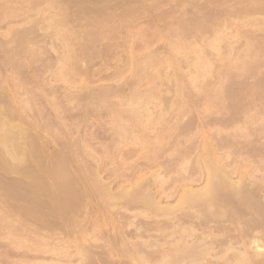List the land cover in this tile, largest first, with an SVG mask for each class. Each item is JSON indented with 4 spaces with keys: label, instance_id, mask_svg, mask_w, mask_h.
Here are the masks:
<instances>
[{
    "label": "rangeland",
    "instance_id": "obj_1",
    "mask_svg": "<svg viewBox=\"0 0 264 264\" xmlns=\"http://www.w3.org/2000/svg\"><path fill=\"white\" fill-rule=\"evenodd\" d=\"M263 4L264 0H219V2L218 0H0V133H4L9 128V130H11L12 132V134H10L11 138L8 137L9 140H7L9 145H11L12 147L10 148V146L7 145L8 143H5L4 146L0 145V148L4 151L3 152L0 149V154L2 155V158L0 156V264H3V261L5 262L7 260L11 262L9 264H18L20 262L23 263L24 261H27L26 263L30 261L29 263L31 264L33 263L32 260L34 257H36V255L41 256L40 254L42 253L44 255V251L46 252V248L50 249L53 244L56 245H53L51 249H53L54 246V249H58L61 246V249H64L63 245H67V249L66 246L65 249L66 251L68 250V252L70 250L71 254L69 256H66L70 259L72 255V259L70 260L67 257L65 258V255L64 257H59L63 256L62 254H67L65 249V252H62L59 248L58 251L61 252L58 254V257L60 259L55 256L57 258V261L60 260L58 262L59 264H64L67 260L69 262H66L65 264H77L76 262L80 260L78 259V255H74L77 254L75 253L77 250L75 252L74 250L76 248L75 246L79 244L77 242H81L80 244H84L82 243L83 241H81V238H83L82 235L84 236L85 234V239L87 236V238H89V241H93L92 239H96L97 242L95 240L94 243L100 245L98 243L102 241V237L104 236V234H108L105 236H108L107 238H103V242L106 245L105 240H111L113 237H109V233L106 232H110V235H113V233H116L118 227L123 228L125 232H129L130 230L133 231V228L135 226H139V218L134 217L133 215L138 211L137 208L133 207L131 209H126L125 211H123L124 213H121V215L119 216L120 213L118 214L114 209L113 211L110 208L108 209L107 206H103L105 204H103V199H101L100 196L99 198L101 199V202L97 201V204H94L96 202L94 200L95 202L92 201L94 203L91 204V207H88L91 208V212L89 211L90 209L86 211L85 208L81 207L80 202H76L72 205L74 206L77 204L81 208H83L81 210V208L79 207L78 211L80 210V212H76V214L72 213V211V214H70V210L68 211L69 215L71 216L75 214V218H72L76 222H74L72 218L68 217L69 215H65V221H63V218V220H61L60 218H56V216H53L54 214L52 211H54V208H52V210L50 208L53 207L54 202L57 203V200H54L53 198L52 199L54 200V202L53 200H48L51 197L48 198V196H42V198L38 197L35 200L27 199L28 196L26 197L25 193L27 188L25 186L28 187L32 180H39L37 179L38 174L36 175L37 177H33L34 179L28 180L27 176H29V179L31 178V175H28V172L31 173L32 171V174H36L33 173L35 171L38 172L40 176H43L45 174V171L44 173H42L43 171L39 172L38 169L46 166L47 164L49 165V167L47 165L45 167L46 170L50 169L52 171L55 168V172L60 173H58L59 176L63 171H59L60 169L66 170V174L63 173L65 176H63L62 182L63 180L65 182L68 181L67 183L69 185H71L72 187H76L77 193L79 194L81 192H79L80 189L78 187H80L79 185L81 181L78 185L77 183L79 181L77 180H80V178L84 175L81 171L82 168L80 170L78 169L79 171H81V174H76L78 165H81L80 167H85L83 168L84 170H86L87 166L91 170L96 169L97 175H99V177L101 176L100 178L104 182H109L111 180L112 184L110 183V190L116 191L117 189L120 190L121 188H130L128 186H131V184V187H133V185H136V183H138L139 181V174H143L144 172L145 176L149 175L151 170L154 171L157 168V165L155 164H157L158 161V163L162 162L165 156L171 153L169 151H172V149L181 147L182 144L187 145L189 143H193L194 146H196V144H199L198 149L202 148L203 141H200L204 140V138L207 137L204 140L205 144L206 139L209 140L212 138L211 140L214 144L211 141L208 142H211L213 145H216V142L219 140V145L217 144L219 148L218 153L221 152V154L223 153L224 155L227 151L232 152L230 157L226 160L227 162L233 161L231 162L235 171L234 174H232L233 180H237L239 178V175L243 174H247L248 176L252 174V176L256 177L258 173V177H256V179H253L257 181V178L260 177V173L262 174V171H264L260 168L264 165ZM129 9L130 11H128ZM195 18L196 20H194ZM197 20H201L200 22L202 23ZM199 26H201V28ZM99 27L101 29H99ZM91 29L93 30V32ZM97 29H99L100 31L98 30V32ZM89 32H92L95 37L92 35V33ZM100 32L102 34L104 33V36ZM31 33H33L34 35ZM99 33L101 34L100 36ZM94 38H96L97 40H93ZM87 39H89V43ZM213 39H215V41H213ZM216 39L218 41H216ZM98 41H100L101 45ZM210 42H212V45L213 43L218 44L219 47L216 45L218 47L217 49L212 48L213 46H210ZM194 43L195 45L197 44L196 47L198 48L194 47ZM172 44L178 47H175ZM193 48H195L196 51ZM175 52H179V54ZM129 53H132L133 55H130ZM173 55L175 56L173 57ZM202 55L204 56L203 59L201 58ZM214 55L215 58L213 57ZM184 56H186L185 59L183 58ZM205 61H209V63L207 62L206 66L204 67L203 65H205ZM121 66L122 68H120ZM116 67V70L118 72L115 70ZM143 67L144 70H142ZM96 68H98L99 72H97L98 70ZM110 68H112V70ZM205 68L210 71L206 72ZM94 69L97 73L94 71ZM112 71L114 74L112 73ZM117 73H119L120 75ZM116 89L119 91H117ZM148 93L150 94L147 95ZM142 94H145V96H143ZM138 96H142L144 99L139 98ZM137 98L138 101L140 100V103H142L141 106L139 105L140 109H142V112L140 111L142 116H138V114H136V117L139 121L134 117L135 112L133 111L135 109L132 108V106L135 107L134 102H137ZM130 102H133L134 105ZM142 105L144 106V108H142ZM129 109L131 111L133 110V114H130L132 112ZM124 116L127 117L125 118ZM145 118L147 120H145ZM145 122L146 124H144ZM174 122H176V124ZM164 126L166 127L165 129L163 128ZM4 129L6 130L3 131ZM235 129H237L238 131H236ZM260 129L262 130L259 131ZM162 130H164L165 132ZM183 131L185 132V134ZM226 131L228 132L226 133ZM150 132L152 135L150 134ZM187 132L190 134H188ZM16 133L19 134L17 135ZM131 133H133L134 135ZM144 133L147 135V138H145L146 135ZM154 133L155 135L153 136ZM157 134L160 138L156 136ZM213 134L215 135L213 136ZM13 135H15L16 137H13ZM253 135H255L254 138ZM151 136L153 139L151 138ZM155 136L158 138V140H162L161 142H163V139L166 137L165 141L167 143L168 140L169 143H174L179 140L182 144L180 143L176 146L173 145V148L171 146V149H168L169 151L166 150V152H163L161 154L158 146H162L164 143V145L166 146L167 144L165 141L163 143L160 142L162 145L159 144V141L157 140V138H155ZM29 137H32L31 139H33L34 141L30 140ZM143 137L147 142L144 141ZM115 138L117 139L116 141ZM1 139L2 138L0 137V143L4 144L3 140ZM171 139H174L176 141H172ZM187 139H189L188 142H186ZM214 139L215 142L213 141ZM11 140L14 142L11 143ZM35 140L37 141L35 142ZM142 142L145 143L143 145L144 150L141 146ZM148 142L151 144L150 146ZM33 143L37 144L34 145ZM31 145H33L34 147H32ZM37 145L40 146L36 148ZM139 145L141 146V148ZM145 146H148V149L144 148ZM168 146L169 144L166 147ZM3 147H5L6 149H4ZM13 147L14 149L11 150ZM30 147L31 150H29ZM154 147H157L156 149L158 150H156ZM227 147L230 148L228 149ZM42 149L46 150V152ZM84 149L85 151H83ZM18 150H21V152L19 151L21 153L20 158L23 157L22 159L24 161L22 159V161L11 160V156H9V154H11L13 151L16 154ZM200 150L197 151V149H195L193 152H191L190 157H194L195 152L197 155L201 154L203 151L201 152ZM22 151L25 153V155ZM75 151H78L80 153L77 155L75 154ZM130 151L132 152L130 153ZM234 151L236 152V154ZM20 153L16 154L17 157ZM26 153L28 154L26 155ZM45 153L47 154L45 155ZM33 155L35 158L32 157ZM137 155L140 156V158ZM142 155H146V159L150 157V162L146 161L144 159L145 157H143ZM50 156H52L51 159L49 158ZM230 158L233 160H231ZM5 159H8V163ZM35 159H37L38 161ZM42 159L43 161H41ZM152 159H154L155 161H153ZM51 160L53 162L55 160V162L59 161V164L55 166L57 163L54 162V165L53 163H51ZM74 160L76 161V163ZM119 160L123 162L121 163ZM226 160L222 159V162H226ZM17 161L21 162V165ZM142 161L143 163L144 161L148 162L147 165L141 163ZM15 162L20 165L19 167L21 169H17L18 171L11 170L10 167H8V164L11 163L14 165ZM42 162L44 163V166H42ZM63 162L65 163L63 164ZM153 162L156 163L154 164ZM234 162H237L236 165L238 166H236ZM18 164L15 165L18 166ZM30 164L31 166H29ZM76 164L77 168L75 167ZM114 164L117 165L115 166ZM40 165L41 167L39 168ZM61 165L62 168H60ZM64 165L66 167H63ZM3 166H7L8 169L7 167ZM251 166L254 167L250 168ZM45 168H41V170H45ZM107 168L108 172L106 171ZM236 168L237 170H235ZM4 169L7 171H5ZM74 169L76 170L75 174L77 176L80 177L81 175L79 179H77L78 177L75 178V174H72L74 173L72 171ZM10 171H12V173H10ZM14 171H20V173L18 174ZM67 172L70 173L67 175ZM52 173L48 172L50 176H52ZM115 173H117V176ZM48 174H45L46 179L49 181L47 182V184L50 183L51 180H54V178L56 177L55 176L54 178H49ZM45 177H41L42 181L45 179ZM15 178L16 180H14ZM64 178L67 180H65ZM91 178L89 180H91ZM18 179L19 181L17 182ZM46 179L45 183L44 181L42 182L44 183V185L46 184ZM18 183L20 186L18 185ZM52 184L53 183H51L50 186ZM194 184L193 186L195 187ZM201 184L202 182L196 184V186L200 187ZM16 185H18V187ZM47 187L49 186L47 185ZM21 188L24 189L25 192H23V190L20 191ZM21 192H23L24 194ZM96 195L98 197L97 193ZM174 196H176V194H174ZM19 197L22 199H20ZM39 198L40 200H38ZM99 198H97V200ZM159 199L163 200V205L169 203L170 201V205H173V203H175L173 202L175 197L174 199L171 197L169 199L166 198V200L159 197ZM174 201H176V199ZM98 203H102V205H98ZM93 204L95 206L92 207ZM56 205L57 204H55L54 207ZM32 208H34L35 211ZM77 208H75V211H77ZM83 210L85 211L82 214L81 211L83 212ZM31 211L34 213L30 214L29 212ZM111 211H113L112 215L110 213ZM85 212L87 214H85ZM16 213L18 214L16 215ZM42 213L45 214L43 215ZM47 214H49L50 216L48 215V217ZM79 214L81 216H79ZM76 216L79 218H77ZM48 218H53V220L51 219V221H46V219L50 220ZM32 219H34L35 221H33ZM59 219L61 221H59ZM70 219L73 222H71ZM80 219L82 220V222L86 221L88 225H84H87V228H91L90 226H92L91 233L94 232L93 234L97 233H95V230L93 229L100 228L101 224L102 228L100 229L107 231H105L104 234L103 230V232H101L102 234L97 233L100 234V236L96 234L97 238L96 235H89L90 230H88L86 227L85 229H87L89 232H87V230H83V228L79 229L83 226L81 225V227H79V224L82 223L78 221ZM44 220L46 221V223H43ZM67 220H69V224L67 223ZM92 220L95 222V224ZM52 221L55 222L53 224L54 226L50 225ZM89 222L92 223H90V226ZM25 223L28 226L25 225ZM47 223L50 224L48 225ZM130 223H133V226H130ZM74 224H76V227L74 226ZM97 224L99 227L96 226ZM59 225H61L62 228H60ZM70 225L72 228L70 227ZM94 225L96 226L95 228H93ZM23 226H27L28 228H23ZM41 226H43V228L44 226L46 227L43 229ZM48 226L51 228L50 230L59 229L57 231L60 234L59 236L56 235L59 240H57L56 237L53 238L54 241L49 237H45L47 239L43 238L44 240H39L40 237L38 235V237L35 234L32 235L33 232L31 230H38V228H42V230H44L39 231L42 232V235H44L43 233L48 230ZM17 227L18 229H16ZM21 227L23 229H28V231H30L32 234L25 230H23L22 232ZM115 228L116 231L114 232ZM123 229L121 231L124 232ZM62 230H66L65 234L62 233ZM148 230V234L151 237H154L157 233V230L155 228H148ZM18 231H21L20 239H14L15 237L19 238L18 234L20 233ZM67 231L70 232L67 233ZM71 231H73L74 234ZM75 231L76 233L79 232L78 235L80 234L81 236H76ZM125 232L124 238H127L126 240H131L132 243H134L136 240L139 241V235L135 234V236L133 235V237L132 235H130V233H128L127 235V232ZM46 233H48V231ZM69 233H71L73 236ZM21 236H23V238ZM68 237L72 242L68 240ZM146 238L144 236L141 239L144 240ZM61 239H63V242L61 241ZM73 239L77 244L73 242ZM20 240H22L24 246L20 244ZM64 240L68 241V243H71L72 245L70 244V246L67 242H64ZM86 242H88V239ZM103 242H101V244H104ZM41 243L42 245H46L47 247L45 246L46 248H44ZM61 243H63V245ZM57 244L61 245L57 246ZM69 246L72 248V250ZM235 246L237 247V245ZM31 249L35 251L36 249L45 250H43L42 253H39L40 251H42L40 250L38 251L39 254H36L31 251ZM49 249H47L48 253ZM252 250L253 249L250 250V253ZM58 251L55 250V252ZM32 253L35 254L33 255V257L32 255H30ZM46 253L44 255L45 258L43 255L41 256L43 258L40 257V260L44 259V261L42 260L41 262H45V259L47 257L53 260L56 259H54V257L51 258L52 256L49 255L51 254V252L49 254ZM54 255H56V253ZM115 257L117 258V255H115L114 257L112 255V258ZM10 258L14 262L11 261ZM48 258L46 260L51 262L52 260L50 261ZM63 258H65L66 260ZM207 258L211 257L209 256ZM19 259H22L23 261H20ZM36 259H34V262L36 261L34 264L38 263L37 260H39V257L37 260ZM62 260L63 262L60 263ZM208 260L209 263L207 264H215L214 257ZM218 261L219 260H216V264H221V262H224L222 261V259L219 262ZM250 262L251 261L246 264H250ZM6 263L8 264V262H5L4 264ZM252 263L253 262H251V264ZM260 264H264V258L262 263Z\"/></svg>",
    "mask_w": 264,
    "mask_h": 264
},
{
    "label": "bare ground",
    "instance_id": "obj_2",
    "mask_svg": "<svg viewBox=\"0 0 264 264\" xmlns=\"http://www.w3.org/2000/svg\"><path fill=\"white\" fill-rule=\"evenodd\" d=\"M5 1V0H4ZM99 1V0H98ZM106 1V0H105ZM124 1V0H123ZM221 1V0H220ZM224 1V0H223ZM83 2H85V1H83ZM90 2V1H89ZM218 2H219V0H218ZM229 2V1H228ZM59 3V2H58ZM115 3V2H114ZM178 3V2H177ZM92 4V3H91ZM196 4V3H195ZM260 4V3H259ZM74 5V4H73ZM99 5V4H98ZM102 5V4H101ZM106 5V4H105ZM232 5V4H231ZM258 5V4H257ZM264 5V4H263ZM79 6V5H78ZM104 6V5H103ZM230 6V5H229ZM84 7V6H83ZM260 7V6H259ZM127 8V7H126ZM263 8V7H262ZM93 9V8H92ZM81 10H82V8H81ZM90 10V9H89ZM88 11V10H87ZM128 11H130V9L128 10ZM103 12V11H102ZM127 12V11H126ZM82 13V12H81ZM93 13V12H92ZM106 13V12H105ZM109 13V12H108ZM182 13V12H181ZM69 14V13H68ZM67 14V15H68ZM91 14V13H90ZM203 15V14H202ZM93 16V15H92ZM194 16V15H193ZM101 17V16H100ZM113 17V16H112ZM195 17V16H194ZM201 17V16H200ZM206 17V16H205ZM94 18V17H93ZM97 18V17H96ZM99 18V17H98ZM103 18V17H102ZM111 18V17H110ZM114 18V17H113ZM188 18V17H187ZM191 18V17H190ZM189 18V19H190ZM197 18H198V16H197ZM202 18V17H201ZM98 20V19H97ZM96 20V21H97ZM194 20H196V18L194 19ZM208 20V19H207ZM207 20H205V21H207ZM68 21H70V20H68ZM105 21V20H104ZM197 21H199V20H197ZM201 21V20H200ZM199 21V22H200ZM203 21V20H202ZM209 21V20H208ZM95 22V21H94ZM101 22V21H100ZM103 22V21H102ZM196 22V21H195ZM194 22V23H195ZM204 22V21H203ZM96 23V22H95ZM98 23V22H97ZM113 23V22H112ZM189 23V22H188ZM200 23H202V22H200ZM97 25V24H96ZM204 25V24H203ZM62 26V25H61ZM111 26H112V24H111ZM114 26V25H113ZM197 26V25H196ZM206 26V25H205ZM185 27V26H184ZM198 27V26H197ZM200 28H201V26H199ZM111 28V27H110ZM180 28V27H179ZM62 29V28H61ZM94 29V28H93ZM99 29H101L100 27H99ZM99 29H97V31L99 30ZM113 29H114V27H113ZM181 29V28H180ZM185 29V28H184ZM183 29V30H184ZM92 30V29H91ZM96 30V29H95ZM189 30V29H188ZM190 30H191V28H190ZM198 30V29H197ZM202 30V29H201ZM100 31V30H99ZM98 31V32H99ZM194 31V30H193ZM261 31V30H260ZM92 32H93V30H92ZM92 32H89V33H92ZM180 32V31H179ZM263 32V31H262ZM95 33V32H94ZM101 33V32H100ZM99 33V36L102 34H100ZM105 33H108V32H105ZM218 33V32H217ZM31 34H33V33H31ZM96 34H98V33H96ZM115 34V33H114ZM201 34V33H200ZM264 34V33H263ZM262 34V35H263ZM34 35V34H33ZM91 35V34H90ZM92 35H93V33H92ZM103 36H104V33L102 34ZM180 35V34H179ZM190 35V34H189ZM202 35V34H201ZM219 35V34H218ZM223 35H224V33H223ZM261 35V36H262ZM47 36V35H46ZM87 36V35H86ZM89 36V35H88ZM94 36V35H93ZM118 36V35H117ZM116 36V37H117ZM217 36V35H216ZM44 37H45V35H44ZM48 37V36H47ZM85 37V36H84ZM90 37V36H89ZM95 37V36H94ZM97 37H98V35H97ZM110 37V36H109ZM181 37V36H180ZM179 37V38H180ZM263 37V36H262ZM34 38V37H33ZM108 38V37H107ZM115 38V37H114ZM201 38V37H200ZM220 38H222V37H220ZM34 39H36V38H34ZM39 39V38H38ZM45 39V38H44ZM47 39V38H46ZM84 39V38H83ZM86 39V38H85ZM96 38H94L93 40H95ZM199 39V38H198ZM224 39V38H223ZM37 40V39H36ZM43 40V39H42ZM89 39H87V41H88ZM92 40V41H93ZM97 40V39H96ZM134 40V39H133ZM194 40V39H193ZM84 41V40H83ZM91 41V40H90ZM115 41V40H114ZM175 41V40H174ZM213 41H215V39H213ZM216 41H218L217 39H216ZM33 42V41H32ZM41 42V41H40ZM99 42V44H100V41H98ZM117 42V41H116ZM182 42V41H181ZM220 42V41H219ZM218 42V43H219ZM31 43V42H30ZM36 43V42H35ZM84 43V42H83ZM88 43H89V41H88ZM105 43H107V42H105ZM212 42H210V44H211ZM39 44V43H38ZM47 44V43H46ZM69 44H71V43H69ZM101 45V44H100ZM103 45V44H102ZM110 45V44H109ZM173 46H175L174 44H172ZM194 45H195V43H194ZM197 45V44H196ZM196 45L194 46V47H196ZM218 46V44H214L213 43V45L211 44L210 46H213L212 48H218L217 46ZM39 46V45H38ZM104 46V45H103ZM115 46V45H114ZM260 46V45H259ZM106 47V46H105ZM175 47H178V46H175ZM232 47V46H231ZM250 47V46H249ZM196 48H198V47H196ZM195 51H196V49L195 48H193ZM203 49V48H202ZM114 50V49H113ZM117 50V49H116ZM175 50V49H174ZM230 50V49H229ZM116 52V51H115ZM201 52H203V51H201ZM175 53H178L179 54V52H175ZM215 53V52H214ZM219 53V52H218ZM217 53V54H218ZM119 54V53H118ZM130 55L132 54V53H129ZM133 55V54H132ZM177 55V54H176ZM215 55H216V53H215ZM215 55L213 56L214 58H215ZM129 56V55H128ZM175 55H173V57H174ZM217 56V55H216ZM154 57V56H153ZM185 57L186 56H184L183 58L185 59ZM203 55H202V59H203ZM180 58V57H179ZM207 58V57H206ZM112 60V59H111ZM104 61V60H103ZM125 61V60H124ZM122 62V61H121ZM209 63V61H205L204 63H205V65H203L204 67L206 66V63ZM116 63V62H115ZM115 63H113V64H115ZM146 63H148V62H146ZM145 63V64H146ZM208 65H210V64H208ZM103 66V65H102ZM117 66V65H116ZM115 67V66H114ZM125 67V66H124ZM120 68H122V66L120 67ZM119 68V69H120ZM207 68H208V66H207ZM97 70H98V68H96ZM111 70H112V68H110ZM117 69V67L115 68V70ZM142 69V68H141ZM206 69V68H205ZM105 70V69H104ZM114 70V69H113ZM142 70H144V67H143V69ZM94 71H95V69H94ZM102 71V70H101ZM107 71V70H106ZM117 71V70H116ZM120 71V70H119ZM141 71V70H140ZM209 72L210 70H208V69H206V72ZM91 72H92V70H91ZM96 72V71H95ZM97 72H99V70L97 71ZM96 72V73H97ZM103 72V71H102ZM118 72V71H117ZM120 72H122V71H120ZM112 73H113V71H112ZM123 73V72H122ZM138 73H139V71H138ZM137 73V74H138ZM89 74V73H88ZM100 74H102V73H100ZM114 74V73H113ZM117 74H119V73H117ZM116 74V75H117ZM141 74V73H140ZM120 75V74H119ZM206 75H207V73H206ZM106 76H108V75H106ZM105 77V76H104ZM113 77H114V75H113ZM119 77V76H118ZM156 77V76H155ZM157 77H158V75H157ZM191 78H193V77H191ZM127 79V78H126ZM84 80V79H83ZM125 80V79H124ZM156 80H159V79H156ZM82 81V80H81ZM197 81H199V80H197ZM123 82H125V81H123ZM196 82V81H195ZM128 83V82H127ZM198 83V82H197ZM85 84V83H84ZM126 84V83H125ZM160 84V83H159ZM83 85V84H82ZM87 85V84H86ZM119 85H121V84H119ZM131 85V84H130ZM161 85V84H160ZM198 85V84H197ZM80 86H81V84H80ZM135 86V85H134ZM195 86V85H194ZM88 87V86H87ZM107 87V86H106ZM128 87V86H127ZM86 88V87H85ZM111 88V87H110ZM124 88V87H123ZM115 89V88H114ZM125 89V88H124ZM152 89V88H151ZM117 90V89H116ZM117 91H119V90H117ZM151 91V90H150ZM153 91V90H152ZM122 92H123V90H122ZM133 92V91H132ZM119 93V92H118ZM153 93V92H152ZM137 94V93H136ZM150 93H148L147 95H149ZM116 95H117V93H116ZM127 95V94H126ZM143 95V94H142ZM152 95V94H151ZM143 96H145V94L143 95ZM96 97V96H95ZM139 98H143L142 96L140 97V96H138ZM152 97V96H151ZM98 98V97H97ZM121 98H123V97H121ZM130 99V98H129ZM144 99V98H143ZM148 99V98H147ZM101 100V99H100ZM102 101V100H101ZM123 101V100H122ZM132 101V100H131ZM134 101H135V99H134ZM137 102H134L135 103V107H133L132 106V108L133 109H135L133 112H135V115H134V117L136 118V120H138L137 119V117H136V114H138V116L139 115H141V113H140V111L142 110V109H140V106H141V104L142 103H140V100L138 101V98H137V100H136ZM145 101V100H144ZM147 101V100H146ZM100 102V101H99ZM128 103V102H127ZM130 103H132L133 104V102H130ZM128 105V104H127ZM134 105V104H133ZM140 105V106H139ZM143 105H144V103H143ZM142 105V108H144V106ZM147 105V104H146ZM129 106V105H128ZM130 108V107H129ZM147 109V108H146ZM130 110V109H129ZM131 111V110H130ZM131 111V112H132ZM137 111V112H136ZM145 111V110H144ZM133 112L132 113H130V114H133ZM142 112V111H141ZM140 113V114H139ZM142 116V115H141ZM147 116V115H146ZM125 117V116H124ZM127 117V116H126ZM125 117V118H126ZM203 117V116H202ZM120 118V117H119ZM139 118V117H138ZM161 118V117H160ZM122 119V118H121ZM167 119V118H166ZM127 120V119H126ZM145 120H147L146 118H145ZM151 120V119H150ZM155 120V119H154ZM165 120V119H164ZM169 120V119H168ZM171 120V119H170ZM174 120V119H173ZM184 120V119H183ZM223 120V119H222ZM139 121V120H138ZM137 121V122H138ZM153 121V120H152ZM152 121H150V122H152ZM162 121V120H161ZM166 121V120H165ZM205 121V120H204ZM226 121H228V120H226ZM129 122V121H128ZM149 122V121H148ZM158 122V121H157ZM232 122V121H231ZM169 123V122H168ZM175 124H176V122H174ZM199 123V122H198ZM125 124H126V122H125ZM128 124V123H127ZM144 124H146V122L144 123ZM161 124V123H160ZM171 124V123H170ZM181 124V123H180ZM197 124V123H196ZM201 124V123H200ZM217 124V123H216ZM243 124H244V122H243ZM153 125V124H152ZM13 126V125H12ZM146 126V125H145ZM156 126H158V125H156ZM173 126H174V124H173ZM181 126H183V125H181ZM214 126V125H213ZM225 126V125H224ZM9 127V126H8ZM150 127V126H149ZM177 127H178V125H177ZM204 127V126H203ZM217 127V126H216ZM215 127V128H216ZM143 128V127H142ZM145 128V127H144ZM148 128V127H147ZM151 128V127H150ZM161 128V127H160ZM164 129L166 128L165 126L163 127ZM195 128H197V127H195ZM201 128V127H200ZM10 129V128H9ZM7 130V131H5L6 129H4L3 131H5L4 133H0V137L2 138L1 140H3V143L4 144H2V143H0V145H5V143H8L7 142V140H9V138L8 137H10L11 138V135L10 134H12V132H11V130ZM15 129V128H14ZM140 129V128H139ZM168 129V128H167ZM175 129V128H174ZM212 129V128H211ZM221 129V128H220ZM219 129V130H220ZM239 129V128H238ZM24 130V129H23ZM127 130V129H126ZM141 130V129H140ZM145 130V129H144ZM169 130H170V126H169ZM196 130V129H195ZM205 130H207V129H205ZM214 130V129H213ZM217 130V129H216ZM218 130V131H219ZM223 130V129H222ZM236 131H238L237 129H235ZM258 130V129H257ZM262 129H260L259 131H261ZM10 131V132H9ZM14 131V130H13ZM20 131V130H19ZM18 131V132H19ZM162 131H164V130H162ZM199 131V130H198ZM209 131V130H208ZM234 131V130H233ZM91 132V131H90ZM110 132V131H109ZM108 132V133H109ZM116 132V131H115ZM165 132V131H164ZM175 132V131H174ZM184 132V131H183ZM212 132V131H211ZM214 132V131H213ZM223 132V131H222ZM228 131H226V133H227ZM249 132V131H248ZM257 132V131H256ZM264 132V131H263ZM93 133V132H92ZM111 133V132H110ZM114 133V132H113ZM146 133V132H145ZM144 133V134H145ZM155 133H157V132H155ZM155 133L153 134V136L155 135ZM162 133V132H161ZM160 133V134H161ZM168 133V132H167ZM170 133H171V131H170ZM188 133V132H187ZM210 133V132H209ZM216 133H217V131H216ZM219 133V132H218ZM247 133V132H246ZM17 134V133H16ZM19 134V133H18ZM17 134V135H18ZM21 134V133H20ZM85 134V133H84ZM94 134V133H93ZM130 134V133H129ZM131 134H133V133H131ZM150 134H151V132H150ZM169 134V133H168ZM183 134V133H182ZM184 134H185V132H184ZM188 134H190V133H188ZM22 135H23V133H22ZM28 135V134H27ZM26 135V136H27ZM82 135V134H81ZM98 135H99V133H98ZM115 135V134H114ZM113 135V136H114ZM122 135V134H121ZM126 135V134H125ZM134 135V134H133ZM146 135V134H145ZM152 135V134H151ZM173 135V134H172ZM177 135V134H176ZM212 135V134H211ZM210 135V136H211ZM215 134H213V136H214ZM220 135H221V131H220ZM256 135V134H255ZM255 135H253V138H254V136ZM31 136V135H30ZM128 136V135H127ZM143 136V135H142ZM141 136V137H142ZM150 136V135H149ZM157 137H159L158 136V134L156 135ZM155 136V138H157ZM171 136V135H170ZM195 136V135H194ZM239 136V135H238ZM13 137H16L15 135H13ZM133 137V136H132ZM135 137V136H134ZM164 137V136H163ZM185 137V136H184ZM197 137V136H196ZM219 137V136H218ZM241 137V136H240ZM245 137H247V136H245ZM30 138V137H29ZM32 138V137H31ZM30 138V140H32V141H34L33 139H31ZM84 138V137H83ZM106 138V137H105ZM121 138V137H120ZM144 138V137H143ZM145 138H147V135H146V137ZM145 138H144V141H146L145 140ZM151 138H152V136H151ZM154 138V139H155ZM160 138V137H159ZM162 138V137H161ZM166 138V137H165ZM163 139L164 141L166 140V139ZM193 138V137H192ZM203 138V137H202ZM205 138H207V137H205ZM205 138H204V140H205ZM215 138H216V136H215ZM220 138V137H219ZM142 139V138H141ZM150 139V138H149ZM153 139V138H152ZM212 139V138H211ZM211 139H209V140H207L206 139V144H205V141L204 140H201L200 142H202V144H203V147L202 148H199L198 149V147H199V144L197 145L196 144V146H197V148H196V146H194L193 145V143H189V144H182L181 143V141H177V142H174V143H169V140H168V143L166 142V144L168 145L169 144V146L168 147H166L164 144V146L161 144V143H163V142H161L160 140H158V138H157V140L159 141V144H161L162 146H158V148H159V150L161 151V154L163 153V152H166V150H168V149H171V146H172V148H173V145H179L180 143L182 144L181 145V147H177V148H174V149H172V151H169V152H171V153H169V154H167L166 156H165V158H164V156H163V161L162 162H160V163H158L157 162V164H155L156 162H153L155 165H157L156 167V169L153 171V170H151L150 171V174L149 175H144V172H143V174H139V181H138V178H137V181H138V183H136V185H133V187H131L132 186V184H131V186H128V187H130V188H121L120 190H116V191H111L110 189V185L112 184L111 183V180L109 181V182H104L100 177H99V175H97V171H96V169H94V170H91L88 166L86 167V170H84L83 168H85V167H80L79 165H78V168H77V164L75 165V167L77 168V172H76V168L74 169V170H72L74 173H72V174H75V172H76V174L77 173H80L81 174V171L83 172L82 174L84 175L83 177H81V175H80V177L82 178H80L79 176H77L76 174V176H75V178L76 177H78L77 179H79L80 178V180H77V181H79L77 184L79 185V183H80V181H81V183H80V187H78L79 189H80V191L79 192H81L80 194L79 193H77V190H76V187H72L71 185H69L67 182L68 181H64L63 180V182H62V179H63V176H65L64 174H66V170H64V169H60V168H62V165H61V167L59 168L60 170L59 171H61V170H63L62 171V176L60 175H58V173L59 172H55V168L53 169L54 170V172H53V170L51 171L50 169L49 170H46V166L48 165H46V166H44V163H43V165L42 166H44V167H41V165L39 166V168L41 167V168H45V170H41V168L40 169H38L39 170V172H42V173H44V171H45V174H48V172L49 173H52V176H50V174H48L49 176V178H54L55 176V178H54V180H51V182L50 183H48L47 184V182H49L47 179H46V177H45V174L43 175L44 177H45V179L47 180L46 181V184L49 186V187H47V185L45 184L44 185V183H45V179L43 180L44 181V183H42L43 181H42V178L41 177H43V176H40L39 175V173L38 172H35L34 170V172L33 173H36V174H32V171H31V173L30 172H28L27 174L28 175H31V178L29 179V176H27L28 177V180H32V179H34L33 177H37L36 175L38 174V177H37V179H39V180H41V181H37L36 179L35 180H32V182H30V184H29V186L27 187V186H25L27 189H26V192L24 191V189H20V191L21 190H23V192H25L26 193V197H27V199H36V198H38V197H41L42 198V196L44 197V196H48V198L49 197H51V198H49L48 200H57L56 202L57 203H55L54 202V200H53V202H54V205L55 204H57L55 207H54V205H53V207H51L50 209L52 210V208H54V211H52L53 212V216H56V218L58 217V218H60L61 220H63L64 218H66L65 217V215L67 216V215H69V213L70 214H72V213H75L76 214V212H80V210L78 211V209H79V207L81 206V207H83V208H85V210L87 211L88 209H90L89 211L91 212V208H88V207H91V204L92 203H94L95 201V203L94 204H97V201L99 202H101V199H103L102 200V202H104L103 204H105V205H103L104 207H106L107 206V208L109 209H111V210H115L118 214H119V216L121 215V213L123 214L124 212L123 211H125L126 209H131V208H133V207H135V208H137L138 209V211L137 212H135L133 215H134V217H137V218H139V226H135L134 228H133V231H126L125 232V230L123 229V228H121V227H118L117 228V231H116V228H115V230H114V232L116 231V233H113V235H110V232H106V233H109V237H111V236H113L112 237V241L110 240H108L107 241V239L105 240V242H106V245H105V243L103 242L104 240H103V238H107V237H105L106 235H108V234H104L105 233V231H107V230H101L100 228H102L101 226H102V224H101V226H100V228H95L96 226H98V224L95 226H93V228H95V229H93V230H95V233L97 232V233H101V232H103V234H104V236L102 237V241L101 242H103L104 244H101V242H99L98 244H100V245H97V243H94L95 242V240L94 239H92L93 241H89V238H87V236H86V239H85V234H84V236L82 235V237L83 238H81L82 240L81 241H83L82 243H84V244H80L81 242H77V243H79V244H77L76 242H75V240L73 241L74 243H76L77 245L75 246L76 248H75V250H74V252L75 253H77V254H74V255H78L79 257H78V259L80 260V261H77L76 263L77 264H207V263H209V260L208 259H211V258H213L214 257V262H215V264H216V260H221L222 259V261H224V262H221V264L222 263H224V264H246V263H248L249 261H251V262H253L252 264H260V263H262V261H263V256H264V171H262L263 173L261 174L260 172V177L259 178H257V181L256 180H253V179H256V177H258V173H257V176L255 177V176H252V174H250V176H248L247 174H243V175H239V178L237 179V180H233V178H232V174H234V167H233V165H232V163L231 162H233V161H228L227 162V158H229L230 157V155H231V151H227L224 155H223V153L221 154V152H219L218 153V141L216 142L217 144V146L216 145H213L214 143L212 142V140ZM221 139H222V136H221ZM226 139V138H225ZM230 139V138H229ZM257 139V138H256ZM5 140H6V142H5ZM29 140V141H30ZM41 140V139H40ZM89 140V139H88ZM111 140V139H110ZM117 139L115 138V141H116ZM156 140V141H157ZM172 140V139H171ZM174 140V139H173ZM172 140V141H173ZM176 140H177V138H176ZM176 140H174V141H176ZM188 140L189 139H187V141L186 142H188ZM191 140H193V139H191ZM227 140H228V138H227ZM37 140H35V142H36ZM119 141V140H118ZM143 141V142H144ZM155 141V142H156ZM208 141H211L210 143L208 142ZM214 142H215V139L213 140ZM237 141V140H236ZM245 141H247V140H245ZM255 141V140H254ZM12 142H14V141H12L11 140V143ZM41 142V141H40ZM44 142V141H43ZM83 142V141H82ZM81 142V143H82ZM138 142H139V140H138ZM142 142V149H143V145L145 144V143H143ZM147 142V141H146ZM161 142V143H160ZM185 142V141H184ZM183 142V143H184ZM190 142V141H189ZM191 142H193V141H191ZM195 142V141H194ZM208 142V143H207ZM244 142V141H243ZM10 143V144H11ZM31 143V142H30ZM70 143H71V141H70ZM149 143V142H148ZM238 143V142H237ZM252 143V142H251ZM263 143H264V141H263ZM17 144V143H16ZM34 144V143H33ZM37 143H35L34 145H36ZM45 144V143H44ZM74 144V143H73ZM103 144V143H102ZM120 144V143H119ZM127 144V143H126ZM235 144V143H234ZM249 144V143H248ZM247 144V145H248ZM8 146H10V148L12 147L11 145H9V143L7 144ZM18 145V144H17ZM83 145H84V143H83ZM91 145V144H90ZM135 145V144H134ZM147 145V144H146ZM151 144L149 143V146H150ZM152 145H153V143H152ZM236 145V144H235ZM245 145V144H244ZM256 145V144H255ZM263 145V144H262ZM20 146V145H19ZM32 147H34L33 145H31ZM38 146H40V145H37V147L36 148H38ZM46 146V145H45ZM102 146V145H101ZM140 146V145H139ZM141 146H140V148H141ZM195 148H194V147ZM200 146H201V144H200ZM242 146V145H241ZM240 146V147H241ZM259 146V145H258ZM6 147V146H5ZM5 147H3L4 149H6ZM18 147V146H17ZM47 147V146H46ZM67 147V146H66ZM73 147V146H72ZM76 147H78V146H76ZM92 147V146H91ZM148 147V146H147ZM146 146L144 147V148H147ZM245 147V146H244ZM250 147H252V146H250ZM250 147H249V149H250ZM40 148H42V147H40ZM69 148V147H68ZM112 148V147H111ZM124 148H126V147H124ZM130 148V147H129ZM155 148V147H154ZM153 148V149H154ZM157 148V147H156ZM155 148V149H156ZM223 148V147H222ZM228 148V147H227ZM230 148V147H229ZM228 148V149H229ZM263 148V147H262ZM1 149V148H0ZM8 149H9V147H8ZM14 149V147L11 149V150H13ZM16 149V148H15ZM21 149V148H20ZM99 149V148H98ZM105 149V148H104ZM103 149V150H104ZM115 149H116V147H115ZM148 149V148H147ZM151 149V148H150ZM195 149H197V151H199L200 149V151L202 152L201 154H196V152L194 153L195 154V156L194 157H190L191 156V152H193ZM254 149V148H253ZM260 149V148H259ZM2 151H3V149H1ZM0 150V151H1ZM23 150V149H22ZM25 150V149H24ZM29 150H31V147H30V149ZM38 150V149H37ZM43 151H45L46 152V150H44V149H42ZM80 150H82V149H80ZM87 150V149H86ZM96 150V149H95ZM127 150V149H126ZM131 150V149H130ZM138 150V149H137ZM144 150V149H143ZM156 150H158V149H156ZM21 152V150H18V152L16 153V154H18V153H20ZM40 151V150H39ZM59 151V150H58ZM70 151V150H69ZM83 151H85V149L83 150ZM93 151V150H92ZM105 151H107V150H105ZM132 151H133V149H132ZM132 151H130V153L132 152ZM222 151V150H221ZM225 151V150H224ZM242 151V150H241ZM240 151V152H241ZM4 152V151H3ZM23 152V151H22ZM32 152V151H31ZM37 152V151H36ZM77 152V153H76ZM117 152V151H116ZM139 152V151H138ZM154 152V151H153ZM235 152V151H234ZM244 152V151H243ZM259 152V151H258ZM262 152V151H261ZM264 152V151H263ZM8 153V152H7ZM9 153H10V151H9ZM8 153V154H9ZM12 153H14V151L12 152ZM9 154V156H11V160H21L22 158H20L21 156V153L18 155V157H17V155L14 153V154ZM24 153V152H23ZM39 153V152H38ZM43 153V152H42ZM72 153H74V152H72ZM71 153V154H72ZM80 152H78V151H75V154H79ZM127 153V152H126ZM135 153V152H134ZM133 153V154H134ZM140 153V152H139ZM242 153V152H241ZM6 154V153H5ZM28 153H26V155H27ZM30 154V153H29ZM34 154V153H33ZM47 153H45V155H46ZM94 154V153H93ZM123 154H124V152H123ZM222 156H220V155ZM235 154H236V152H235ZM262 154V153H261ZM23 155V154H22ZM24 155H25V153H24ZM31 155H32V153H31ZM37 155V154H36ZM49 155V154H48ZM82 155V154H81ZM80 155V156H81ZM90 155V154H89ZM95 155V154H94ZM103 155V154H102ZM141 155V154H140ZM240 155V154H239ZM260 155V154H259ZM0 156H1V158H2V155L0 154ZM40 156V155H39ZM42 156V155H41ZM53 156V155H52ZM52 156H50L49 158L51 159V157ZM86 156V155H85ZM91 156V155H90ZM138 156V155H137ZM143 156V155H142ZM146 156V155H145ZM145 156H143V157H145ZM264 156V155H263ZM14 159H13V158ZM32 157H34V155L32 156ZM31 157V158H32ZM37 157V156H36ZM45 157V156H44ZM82 157V156H81ZM139 158H140V156H138ZM142 157V158H143ZM149 157V156H148ZM162 157V156H161ZM233 157V156H232ZM237 157V156H236ZM8 158V157H7ZM20 158V159H19ZM35 158V157H34ZM38 158V157H37ZM42 158V157H41ZM47 158H48V156H47ZM58 158V157H57ZM61 158V157H60ZM79 158V157H78ZM83 158H84V156H83ZM95 158V157H94ZM98 158V157H97ZM100 158H101V156H100ZM103 158V157H102ZM116 158V157H115ZM142 158H141V160H142ZM150 158V157H149ZM149 158H147V159H149ZM248 158V157H247ZM250 158V157H249ZM40 159V158H39ZM43 159H45V158H43ZM43 159L41 160V161H43ZM53 159V158H52ZM63 159V158H62ZM80 159V158H79ZM96 159V158H95ZM99 159V158H98ZM126 159V158H125ZM146 161H148V162H150V159L149 160H147L146 159V157L144 158ZM143 159V160H144ZM222 159H224V160H226V162H222ZM231 159V158H230ZM6 160V159H5ZM8 160V159H7ZM7 160H6V162H7ZM23 160V159H22ZM21 160V161H22ZM27 160V159H26ZM35 160H37V159H35ZM58 160V159H57ZM60 160V159H59ZM73 160V159H72ZM90 160V159H89ZM153 161H155L156 160V158H155V160L154 159H152ZM158 160V159H157ZM231 160H233V159H231ZM248 160V159H247ZM24 161V160H23ZM38 161V160H37ZM40 161V160H39ZM52 161V160H51ZM50 161V162H51ZM56 161V160H55ZM54 161V162H55ZM63 161V160H62ZM65 161V160H64ZM75 161V160H74ZM81 161V160H80ZM84 161H85V159H84ZM94 161V160H93ZM101 161H102V159H101ZM120 161V160H119ZM127 161V160H126ZM264 161V160H263ZM262 161V162H263ZM2 162V161H1ZM5 162V163H6ZM10 162V161H9ZM18 162V161H17ZM32 162V161H31ZM54 162L52 161L51 163H53L54 164ZM59 161H57V162H55V163H57L55 166H57L59 163H58ZM121 162V161H120ZM123 162V161H122ZM121 162V163H122ZM148 162H145L144 161V163H143V161L141 162V163H143L144 165H147V163ZM152 162V161H151ZM251 162V161H250ZM253 162H254V160H253ZM3 163V162H2ZM1 163V164H2ZM8 163V162H7ZM18 163H20V165H21V162H18ZM18 163H16L15 162V164H18ZM23 163H25V162H23ZM38 163V162H37ZM41 163V162H40ZM65 162H63V164H64ZM74 163V162H73ZM75 163H76V161H75ZM90 163V162H89ZM95 163V162H94ZM103 163V162H102ZM140 163V164H141ZM152 163V164H153ZM235 163V162H234ZM257 163H258V161H257ZM4 164V163H3ZM13 165V164H8V167H10V169L11 170H16V171H18L19 169H21L19 166V164H18V166L17 165ZM33 164V163H32ZM39 164V163H38ZM37 164V165H38ZM139 164V165H140ZM237 164V162L235 163V165ZM255 164V163H254ZM6 165V164H5ZM12 165V166H11ZM25 165V164H24ZM36 165V166H37ZM67 165V164H66ZM86 165V164H85ZM115 165V164H114ZM113 165V166H114ZM117 165V164H116ZM115 165V166H116ZM150 165V164H149ZM29 166H31V164L29 165ZM60 166V165H59ZM236 166H238V165H236ZM257 166V165H256ZM3 167H7V166H3ZM8 167H7V169H8ZM19 167V168H18ZM26 167V166H25ZM33 167V166H32ZM48 167H49V165H48ZM47 167V168H48ZM52 167H53V165H52ZM52 167H51V169H52ZM63 167H66L65 165L63 166ZM74 167V166H73ZM135 167V166H134ZM254 167V166H253ZM252 166L250 167V168H253ZM264 168V165L263 166H261L260 168H261V170H264L263 168ZM29 168H31V167H29ZM38 168V167H37ZM57 168V167H56ZM82 168V170L81 171H79L80 169ZM94 168V167H93ZM118 168H120V167H118ZM117 168V169H118ZM259 168V167H258ZM259 168V169H260ZM18 169V170H17ZM35 169V168H34ZM58 169V168H57ZM66 169V168H65ZM79 169V170H78ZM129 169V168H128ZM134 169V168H133ZM142 169V168H141ZM5 170V169H4ZM41 170V171H40ZM108 170V168L106 169V171ZM121 170V169H120ZM123 170V169H122ZM139 170V169H138ZM235 170H237V168L235 169ZM5 171H7V170H5ZM16 171H14L15 173H20V171L19 172H16ZM37 171V170H36ZM51 171V172H50ZM57 171V170H56ZM65 171V172H64ZM79 171V172H78ZM259 171V170H258ZM99 172V171H98ZM108 172V171H107ZM112 172V171H111ZM123 172V171H122ZM140 172V171H139ZM254 172H255V168H254ZM7 173H9V172H7ZM10 173H12V171H10ZM21 173H23V172H21ZM25 173H26V171H25ZM64 173V174H63ZM70 172H67V175L69 174ZM124 173V172H123ZM246 173V172H245ZM248 173V172H247ZM252 173V172H251ZM41 174V173H40ZM56 174V175H55ZM60 174V173H59ZM116 174V176H117V173H115ZM122 174V173H121ZM135 174V173H134ZM24 175V174H23ZM58 175V176H57ZM71 175V174H70ZM79 175V174H78ZM118 175H119V172H118ZM127 175V174H126ZM26 176V175H25ZM47 176V175H46ZM74 176V175H73ZM115 176V177H116ZM125 176V175H124ZM19 177V176H18ZM41 179H40V178ZM92 177V178H91ZM120 177V176H119ZM128 177V176H127ZM236 177V176H235ZM65 178H67V177H65ZM64 178V179H65ZM91 178V180H89ZM95 180H94V179ZM124 178V177H123ZM26 179V178H25ZM24 179V180H25ZM69 179V178H68ZM114 179V178H113ZM116 179V178H115ZM14 180H16V178L14 179ZM27 180V179H26ZM65 180H67V179H65ZM107 180V179H106ZM134 180V179H133ZM19 181V179L17 180V182ZM20 181H22V180H20ZM117 181V180H116ZM119 181V180H118ZM128 181V180H127ZM130 181V180H129ZM200 182H202V184H201V186L199 187H197L196 186V184H199ZM15 183V182H14ZM51 183H53L51 186H50V184ZM75 183H76V181H75ZM111 183V184H110ZM135 183V182H134ZM194 183H196V184H194ZM1 184V183H0ZM21 184V183H20ZM23 184V183H22ZM193 184L195 185V187H197V188H195L194 186H193ZM18 185H19V183H18ZM18 185H16L17 187H18ZM14 186V185H13ZM12 186V187H13ZM20 186V185H19ZM24 186V185H23ZM24 187V188H25ZM95 187V188H94ZM1 189H3V188H1ZM17 189V188H16ZM113 189V188H112ZM18 191V190H17ZM97 191V192H96ZM23 192H21V193H23ZM94 192H95V195H96V193L98 194V197H97V195L95 196L94 195ZM5 193V192H4ZM20 194V193H19ZM24 194V193H23ZM22 194V195H23ZM174 194H176V196H174ZM4 195V194H3ZM160 198H164V200H166V198H173L174 199V197H175V199H176V201H174L173 200V202H175V203H173V205H170L169 203L171 202H169V203H166L165 205H163V200L162 199H159V197ZM17 196V195H16ZM19 196V195H18ZM21 196V195H20ZM99 196L101 197V199L99 198ZM163 196V197H162ZM22 197V196H21ZM96 197V198H95ZM20 198V197H19ZM18 198V199H19ZM24 198V197H23ZM53 198V199H52ZM94 198V199H93ZM97 198H99L98 200H97ZM20 199H22V198H20ZM93 199V200H92ZM38 200H40V198L38 199ZM95 200V201H94ZM33 201V200H32ZM37 201V200H36ZM92 201H94V202H92ZM39 202V201H38ZM81 203V205L79 206V205H74V206H72L73 204H75V203ZM166 202V201H165ZM31 203V202H30ZM92 205V207L93 206H95V205ZM99 204H101L102 205V203H98V205ZM33 206H35V205H33ZM41 206H43V205H41ZM85 206V207H84ZM87 206V207H86ZM97 206V205H96ZM30 207V206H29ZM72 207V208H71ZM78 207V208H77ZM80 207V208H81ZM73 208H74V210H73ZM75 208H77V211H75ZM83 208H81V210L83 209ZM96 208V207H95ZM23 209V208H22ZM32 209H34V208H32ZM42 209V208H41ZM72 209V210H71ZM94 209V208H93ZM106 209V208H105ZM25 210V209H24ZM70 210V211H69ZM85 210H83V212L81 211V213L83 214L84 213V211ZM113 210V211H114ZM28 211H29V209H28ZM34 211H35V209H34ZM68 211H69V213H68ZM71 211H72V213H71ZM75 211V212H74ZM109 211V210H108ZM113 211H111L110 213H111V215H112V212ZM42 212H47V211H42ZM51 212V211H50ZM115 212V213H116ZM23 213H24V211H23ZM30 214L31 213H34V212H29ZM37 213V212H36ZM35 213V214H36ZM68 213V214H67ZM89 213V212H88ZM18 213H16V215H17ZM43 215L45 214V213H42ZM56 214V215H55ZM74 214V215H75ZM78 214V213H77ZM85 214H87L86 212H85ZM25 215V214H24ZM33 215V214H32ZM49 214H47V216H48ZM52 215V214H51ZM71 216V215H69L68 217H70V218H75V216ZM99 215V214H98ZM115 215V214H114ZM11 216V215H10ZM38 216V215H37ZM46 216V215H45ZM50 216V215H49ZM48 216V217H49ZM79 216H81L80 214H79ZM93 216V215H92ZM32 217V216H31ZM77 217V216H76ZM94 217V216H93ZM15 218V217H14ZM19 218V217H18ZM17 218V219H18ZM24 218H25V216H24ZM55 218V219H56ZM63 218V219H62ZM72 218V220H74ZM77 218H79V217H77ZM101 218V217H100ZM35 219V218H34ZM34 219H32L33 221H35ZM48 219H50V220H47L46 219V221H51V219L53 220V218H48ZM59 219V221H61ZM68 219V218H67ZM82 219V218H81ZM80 219V220H81ZM95 219V218H94ZM93 219V220H94ZM23 220V219H22ZM25 220H27V219H25ZM80 220H78L79 222H82V220L80 221ZM92 220V221H93ZM24 221V220H23ZM46 221L44 220V222L43 223H46ZM63 221H65V219L63 220ZM68 222V224L70 223L69 222V220H67ZM70 221H71V219H70ZM77 221V222H78ZM95 221V220H94ZM93 221V222H94ZM26 222V221H25ZM32 222V221H31ZM31 222H30V225H31ZM71 222H73V221H71ZM74 222H76L75 220H74ZM78 222V223H79ZM97 222H98V220H97ZM96 222V223H97ZM28 223V222H27ZM38 223V222H37ZM39 223H41V222H39ZM51 223V222H50ZM49 223V224H50ZM55 222H53L52 221V223L50 224L51 226H54L53 224H54ZM61 223V222H60ZM83 223V224H82ZM81 224H79L78 226L79 227H81V225H83L81 228H79V229H82L83 228V230H90V233H89V235L91 234H93L94 232H92L91 233V229H92V226H90V223L91 222H89V226L91 227V228H87L86 226L88 225L87 223H86V221L84 222H82ZM29 224V223H28ZM48 224V223H47ZM47 224H45V225H47ZM48 224V225H49ZM66 224V223H65ZM84 224H87V225H84ZM92 224V223H91ZM94 224H95V222H94ZM25 225H27L26 223H25ZM29 225V226H30ZM35 225V224H34ZM71 225H72V223H71ZM71 225H70V227H71ZM100 225V224H99ZM130 226H133V223H130L129 224ZM21 226V225H20ZM28 226V225H27ZM27 226H23V228H28ZM36 226H37V224H36ZM74 226L76 227V224H74ZM42 228H43V226H41ZM40 227V228H41ZM46 226H44V228H45ZM49 227V226H48ZM47 227V229L48 230H46L43 234L44 235H42L41 233L42 232H39V231H41L42 230V228L41 229H39L38 228V230L36 231L35 229H33V230H31L32 232H33V234L30 232V231H28V229H23L22 227H21V230H22V232H23V230H25V231H28L29 233H31L32 235H38L40 238H39V240H42L43 238L44 239H47V238H45V237H49V238H57V236L56 235H58L59 236V234L60 233H58V231L57 230H59V229H53V230H50L51 228L49 227L48 228ZM59 227L60 228H62L61 227V225H59ZM58 227V228H59ZM64 227H65V225H64ZM74 227V228H75ZM85 227L87 228V229H85ZM99 227V226H98ZM104 227V226H103ZM31 228V227H30ZM35 228V227H34ZM43 228V229H44ZM57 228V227H56ZM72 228V227H71ZM106 228V227H105ZM104 228V229H105ZM148 228H155L156 230H157V233H156V235L154 236V237H151L149 234H148ZM16 229H18V227L16 228ZM20 229V228H19ZM76 229V228H75ZM109 229V228H108ZM124 230V232L128 235V233H130V235H134L135 236V234L136 235H139V241L138 240H136L134 243H132L131 242V240H126L127 238H124L125 237V234H124V232L123 231H121V230ZM30 230V229H29ZM57 231V232H55V231ZM72 230V229H71ZM77 230H78V228H77ZM87 230V232H89ZM100 231V232H98V231ZM42 231H44V230H42ZM48 231V233H46ZM50 231V232H49ZM54 231V232H53ZM60 231H61V229H60ZM80 231V230H79ZM111 231V230H110ZM113 231V230H112ZM19 232V231H18ZM21 232V231H20ZM19 232V233H20ZM65 232H66V230L64 231V230H62V233L63 234H65ZM68 232H70V231H67V233ZM71 232H73V231H71ZM86 232V233H87ZM25 233V232H24ZM27 233V232H26ZM75 233H76V231H75ZM79 233V232H78ZM78 233H76V236L78 235ZM96 233V234H97ZM132 233V234H131ZM47 234V235H46ZM69 234H71V233H69ZM73 234H74V232H73ZM96 234H93L92 236H95ZM102 234V233H101ZM19 235V238H14V239H20V235H21V233L20 234H18ZM17 235V236H18ZM31 235V236H32ZM55 235V236H54ZM72 235V234H71ZM80 235V234H79ZM79 235H78V237H79ZM97 235H99L100 236V234H97ZM97 235H96V238H97ZM127 235H126V237H127ZM252 235V236H251ZM13 236H16V235H13ZM30 236V237H31ZM37 236V237H38ZM61 236V235H60ZM65 236V235H64ZM73 236V235H72ZM81 236V235H80ZM98 236V237H99ZM133 236V237H134ZM145 236V238L146 239H144V240H142L141 238L142 237H144ZM249 236H251V237H249ZM22 238H23V236H21ZM34 237V236H33ZM70 237V236H69ZM69 237H68V240H70L71 241V239H69ZM75 237V236H74ZM137 237V236H136ZM12 238V237H11ZM60 238V237H59ZM62 238V237H61ZM94 238V237H93ZM100 238V237H99ZM98 238V239H99ZM13 239V238H12ZM43 239V240H44ZM87 239H88V242H86L87 241ZM249 239V240H248ZM24 240H26V239H24ZM31 240V239H30ZM57 240H59L58 238H57ZM63 239H61V241H62ZM65 240H66V238H65ZM64 240V242H67L68 243V241H65ZM78 240H79V238H78ZM86 240V241H85ZM11 241V240H10ZM52 241V240H51ZM53 241H54V239H53ZM56 241V240H55ZM60 241V242H61ZM85 241V242H84ZM100 241V240H99ZM12 242V241H11ZM20 244H22L23 245V243H22V240H20ZM24 242V241H23ZM26 242H28V241H26ZM44 242H47V241H44ZM44 242H42V243H44ZM63 242V241H62ZM72 242V241H71ZM96 242H97V240H96ZM111 242V243H110ZM17 243H18V241H17ZM42 243H41V245H42ZM49 243V242H48ZM54 243V242H53ZM55 243H57V242H55ZM86 243V244H85ZM108 243H109V245H108ZM11 244V243H10ZM30 244V243H29ZM28 244V245H29ZM40 244V243H39ZM46 244V243H45ZM50 244V243H49ZM62 245H63V243H61ZM61 244H59V245H61ZM66 244V243H65ZM69 244V243H68ZM71 244V243H70ZM69 244V245H70ZM4 245V244H3ZM17 245V244H16ZM53 245H56V244H53ZM52 245V246H53ZM58 244H57V246H59ZM72 245V244H71ZM70 245V246H71ZM235 245H237V247L235 246ZM15 246V245H14ZM24 246V245H23ZM23 246H22V248H23ZM27 246V245H26ZM32 246V245H31ZM42 246H44V245H42ZM46 246V245H45ZM44 246V248H46ZM49 246V245H48ZM51 246V247H52ZM64 247V249H65V246H66V249H67V245H63ZM69 246V247H70ZM19 247V246H18ZM20 247H21V245H20ZM33 247V246H32ZM51 247H50V249L49 248H46V252L48 251L47 249H49V253L51 252V254H49L48 252L46 253L45 251H44V255H45V253L46 254H49L50 256H52L51 258H53L54 257V259L56 258L55 256H57V258H59V257H64V255H65V258L67 257V256H69L70 254H71V252H70V250H69V252H68V250L66 251V249H65V251H66V253L67 254H62L63 256H59L58 257V254L62 251V252H65L64 251V249H61V247H59L60 249H61V251H58V249H54V247H53V249H51ZM73 247V246H72ZM254 247V248H253ZM15 248V247H14ZM242 250H241V249ZM21 249V248H20ZM19 249V250H20ZM70 249L72 250V248L70 247ZM251 249H253L252 251H251V253H250V250ZM18 250V251H19ZM28 250H29V248H28ZM27 250V251H28ZM40 250H42V249H39V250H37L36 249V251L35 250H32L31 249V251H33L34 253H36V254H39V253H42L43 252V250H45V249H43L42 251H40ZM55 250L56 251H58V252H55ZM21 251V250H20ZM27 251H26V253H27ZM30 251V252H31ZM38 251H40L39 253H38ZM16 252V251H15ZM29 252V251H28ZM56 253V255H54L55 253ZM73 252V251H72ZM73 252V253H74ZM19 253V252H18ZM25 254V253H24ZM12 255V254H11ZM26 255V254H25ZM30 255H32V257H33V255H35V254H30ZM41 256L43 255V253L42 254H40ZM43 255V256H44ZM61 255V254H60ZM67 255V256H66ZM73 255V256H74ZM112 255H113V257L115 256V255H117V258L115 257V258H112ZM9 256V255H8ZM29 256V255H28ZM41 256H37L36 255V257H37V259H38V257H39V260H40V257ZM47 256V255H46ZM49 256V257H50ZM211 257V258H207V257ZM17 257H19V256H17ZM36 257H34L33 258V260H32V262L33 263H31V264H34L35 262H34V259H36ZM71 257H72V255H71ZM70 257V259H72ZM12 258H15V257H12ZM20 258H22V257H20ZM28 258V257H27ZM26 258V259H27ZM41 258H43V257H41ZM44 258H45V256H44ZM48 258V257H47ZM46 258V259H47ZM57 258L55 259V260H53V259H50V258H48L51 262H49L48 260H46L45 259V262H48V263H45V262H41L42 260L44 261V259H42V260H37L38 261V263L37 264H56V263H58L60 260H58L57 261ZM65 258H63V259H65ZM68 258V257H67ZM77 258V257H76ZM11 259V258H10ZM18 259V258H17ZM60 259V258H59ZM69 259V258H68ZM69 259V260H70ZM14 260H16V259H14ZM20 260V259H19ZM66 260V259H65ZM11 261H13L12 259H11ZM20 261H23L22 259L20 260ZM19 261V262H20ZM211 261V260H210ZM218 261V262H219ZM5 262H8V264L9 263H11V262H9V260H7V261H5ZM4 261H3V264L5 263ZM14 262V261H13ZM17 262V261H16ZM25 262V261H24ZM23 262V263H24ZM27 262V261H26ZM24 263V264H28V263ZM40 262V263H39ZM63 262V260L60 262V263H62ZM66 262H69L68 260L67 261H65V263ZM73 262V261H72ZM217 262V263H218ZM251 262H250V264H251ZM1 263V262H0ZM22 262H20V263H18V264H21ZM22 263V264H23ZM64 263V264H65ZM7 264V263H6ZM13 264V263H12ZM30 264V263H29ZM59 264V263H58ZM63 264V263H62ZM67 264H69V263H67ZM72 264V263H71Z\"/></svg>",
    "mask_w": 264,
    "mask_h": 264
}]
</instances>
